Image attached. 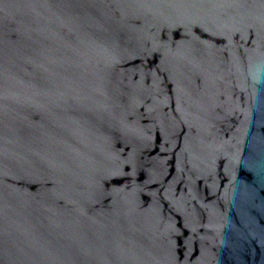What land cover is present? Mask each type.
I'll return each instance as SVG.
<instances>
[{"label":"water","instance_id":"95a60500","mask_svg":"<svg viewBox=\"0 0 264 264\" xmlns=\"http://www.w3.org/2000/svg\"><path fill=\"white\" fill-rule=\"evenodd\" d=\"M0 264H264V0H0Z\"/></svg>","mask_w":264,"mask_h":264}]
</instances>
